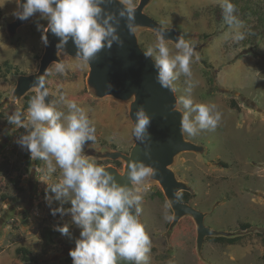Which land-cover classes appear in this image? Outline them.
<instances>
[{
  "label": "rangeland",
  "instance_id": "1",
  "mask_svg": "<svg viewBox=\"0 0 264 264\" xmlns=\"http://www.w3.org/2000/svg\"><path fill=\"white\" fill-rule=\"evenodd\" d=\"M231 2L236 5L235 15L243 22L240 30L247 33L239 43L224 38L230 30L223 25L219 0H153L146 11L163 24L178 28L191 44H200L212 36L201 58L197 60L195 52L191 63L192 79L198 82L192 98L195 103L215 104L222 119L214 131L203 130L195 137L185 133L187 138L203 144L205 151L181 153L174 169L181 179L193 185L194 191L185 197L208 212V225L228 230L239 228L241 221H249L254 230L242 235L235 244L208 237L204 255L212 264H264V0ZM134 3L137 5L139 0ZM16 8L14 0H0V62L8 58L30 73L38 69L36 55L44 50L42 29L38 31L37 25L46 27L47 20L40 14L21 26L17 36H11L7 24L16 18ZM138 37L146 50L155 44L158 34L140 29ZM165 43L174 55L175 44ZM62 57L68 67L66 73H57L54 63L47 85L55 96L53 102L58 111L67 112L59 101L60 92L87 110L96 128V141L84 145V154L96 163L101 160L86 152L106 146L102 140L129 151L136 140L131 134L133 122L128 102L111 96L95 97L87 87L89 66H78L75 57ZM207 72L215 74V82L207 80ZM16 77L11 73L7 81L0 78V111H20L26 118L29 101L36 92L30 91L25 103L18 104L12 99ZM186 79L181 75L174 81L178 98L186 95ZM23 134V128L7 126L4 118L0 120V264H72L65 261V246L75 244L80 229L73 224L71 214L51 215L45 200L46 183L59 182L60 169L57 167L49 175L44 161L32 160L29 152L17 143ZM104 160L108 163L109 159ZM28 162L32 165L27 168ZM18 173L23 176L15 183ZM147 185L149 191L140 204V215L152 241L148 264H209L197 252L192 217L182 218L171 237L167 236L173 210L165 196H152L159 184ZM69 204L62 206L67 209ZM60 206L58 201L51 205ZM165 213L169 219L164 218ZM64 225L69 227L68 235L59 232L52 243L43 237L45 227ZM18 247L31 250L33 261L20 260L16 254ZM163 255L169 258L164 259Z\"/></svg>",
  "mask_w": 264,
  "mask_h": 264
},
{
  "label": "clouds",
  "instance_id": "2",
  "mask_svg": "<svg viewBox=\"0 0 264 264\" xmlns=\"http://www.w3.org/2000/svg\"><path fill=\"white\" fill-rule=\"evenodd\" d=\"M17 5L13 16L27 20L36 12L47 20V26L37 25L41 41L48 45L47 33L58 38L57 52L64 50L71 39L75 57L80 67H87L103 49H111L115 43L124 46L118 33L121 20L130 34L135 33L134 0H14ZM118 3L116 11H107L103 5ZM223 25L229 32L224 38L239 43L247 33L241 31L243 22L235 15L236 5L231 0H219ZM174 55L165 43L164 33L158 35L143 55L151 58L156 70L155 80L162 87L175 91L174 81L185 76L186 95L178 98L182 105L180 130L191 137L203 130L214 131L222 119L215 104L195 103L192 98L197 81L192 79L191 63L195 46L179 36L175 42ZM198 60L199 57L196 56ZM55 71L65 74L67 66L55 63ZM44 74L36 76L32 87L36 94L29 101L27 117L17 111L8 117V122L26 134L17 143L26 149L32 160L45 162L47 173L60 169L59 182L48 184L45 200L50 214H71L73 224L80 229L75 247L69 250L72 264H148L152 241L139 216L144 194L149 191L146 181L155 175L156 169L140 160H129L127 184L118 182L116 176L104 166L97 165L84 154V145L96 141V128L89 119L87 110L73 100L59 94L67 112L58 111L55 102L46 103L49 96ZM111 88V86H108ZM59 91V90H58ZM176 105L173 106L175 110ZM131 134L143 143L148 135L152 118L143 106L136 109ZM107 164V163H106ZM51 193L52 195H49ZM178 196V194H177ZM54 201L60 207L52 208ZM70 202L71 207L62 205ZM168 205H165L167 208ZM165 219H169L165 213ZM62 235L69 234L68 225L54 226Z\"/></svg>",
  "mask_w": 264,
  "mask_h": 264
},
{
  "label": "water",
  "instance_id": "3",
  "mask_svg": "<svg viewBox=\"0 0 264 264\" xmlns=\"http://www.w3.org/2000/svg\"><path fill=\"white\" fill-rule=\"evenodd\" d=\"M153 0H139L135 5V33L130 34L125 26V22L121 20L118 33L124 41V46L119 47L115 43L111 49H103L98 53L97 58L90 62L89 72L87 76V87L97 98L113 97L120 102H128L129 115L134 124L136 109L143 106L148 115L152 118L148 129V135L143 143L135 141L129 151L120 148H111L103 146L99 149H89L86 154L104 160L112 161L120 160L123 162V168L115 163H107L102 166L112 172L119 183L127 184V165L129 160H140L146 165L156 169L154 176L150 177L147 183H157L161 187L166 199L168 200L172 210L173 219L169 225L167 236L171 237L176 226L182 218L186 216L192 217L196 224L197 231V252L200 258L212 264L204 255V245L208 237L224 236L234 238L244 235L254 230V227L244 229H215L206 223L207 211H203L194 206L190 202L180 199L181 191L193 192L194 187L188 181L181 179L174 165L178 156L183 152L203 153L205 146L199 142L193 141L181 134L180 121L182 109L178 101V95L175 91L162 88L155 80L156 70L154 62L151 58L143 55L144 48L141 46L138 37V30L149 29L160 35L164 33L165 42L175 44L179 36L187 41L182 32L172 26L165 25L155 16L146 11V8ZM24 0H21L23 3ZM103 7L107 11H116L121 6L113 2L105 4ZM40 13L36 12L27 20L15 18L7 24V30L11 36H17L19 28L33 21ZM48 45H44L43 54L39 60V67L36 71L17 74L16 85L12 92V99L18 104L23 103V98L32 90V85L36 76L44 74L45 70L49 73L51 66L58 62H66L62 57V53L75 57V46L71 39L66 48L57 52L56 44L59 42L51 32L47 33ZM212 40V36L195 46L196 55L201 58L204 47ZM44 44V43H43ZM76 58V57H75ZM68 69V67H67ZM48 75V74H47ZM47 75L45 76L46 88L49 96L45 98L46 103L55 100V96L50 92L47 85ZM108 86H111L109 88ZM176 105L175 110L173 106ZM178 194V196H177ZM141 222V215L139 216ZM75 244H66L65 254L69 256V250L74 248Z\"/></svg>",
  "mask_w": 264,
  "mask_h": 264
},
{
  "label": "trees",
  "instance_id": "4",
  "mask_svg": "<svg viewBox=\"0 0 264 264\" xmlns=\"http://www.w3.org/2000/svg\"><path fill=\"white\" fill-rule=\"evenodd\" d=\"M44 51V50H43ZM43 51L42 53L40 54H37L36 55V58L40 60L42 54H43ZM62 55H64L62 53ZM22 72H26L24 71L21 66H19L18 64H14L10 59H4L0 62V78L7 81L8 80V75L11 74V73H15V74H19V73H22ZM208 73V72H207ZM50 71L47 75L50 76ZM207 80L210 82V83H213L215 82V74L212 73V74H209L207 75ZM23 101L25 103V98H23ZM232 104V103H231ZM232 106H234V104H232ZM13 113H10L8 109H2L0 111V120L4 118V123L7 125V126H11L12 124H10L8 122V117L10 115H12ZM101 142H103V145H106L108 147H111V148H119V146L114 143V142H111L109 143L108 141H105V140H102ZM90 143V142H88ZM87 144V143H86ZM108 163H115L116 165H118L120 168H123V162L120 161V160H115V161H112V160H107ZM28 167H30L32 165V163L28 162L27 163ZM106 164L105 160H98L97 161V165H104ZM27 168L25 170H27ZM23 176V173H18V175L15 177L14 181L15 183L18 182L19 180H21ZM189 195V192L188 191H181L180 192V199L183 200V201H187L188 198L185 197ZM153 197L154 196H158V197H164V193L162 191V189L160 187H157L156 190L153 192ZM188 202V201H187ZM68 208L71 207V205L69 204L67 206ZM253 224L249 221H245V222H239V227H243L244 229H248L249 227H252ZM43 237L46 239V241L48 243H52L55 239L56 236H59V231H56L54 230V228L52 227H45L43 232ZM243 238L242 235L240 236H237V237H234V238H229V237H224V236H218V237H209L208 239H213V240H216L218 242H221V243H227V244H235V243H238L241 239ZM16 254L17 256L20 258V260L22 261H33L32 259V251L25 248V249H22V248H16ZM164 259H167L169 258V255H163ZM65 261L66 262H70L72 261L71 257L70 256H67L65 257Z\"/></svg>",
  "mask_w": 264,
  "mask_h": 264
}]
</instances>
